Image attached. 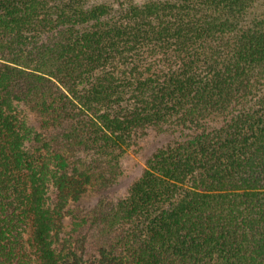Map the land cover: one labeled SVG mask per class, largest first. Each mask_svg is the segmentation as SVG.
<instances>
[{
	"label": "trees",
	"instance_id": "obj_1",
	"mask_svg": "<svg viewBox=\"0 0 264 264\" xmlns=\"http://www.w3.org/2000/svg\"><path fill=\"white\" fill-rule=\"evenodd\" d=\"M0 264H264V0H0Z\"/></svg>",
	"mask_w": 264,
	"mask_h": 264
},
{
	"label": "rangeland",
	"instance_id": "obj_2",
	"mask_svg": "<svg viewBox=\"0 0 264 264\" xmlns=\"http://www.w3.org/2000/svg\"><path fill=\"white\" fill-rule=\"evenodd\" d=\"M26 119L31 127L33 133L38 131L37 122L33 117L26 116ZM152 147L145 145V149L134 150L129 152L125 160L123 161V170L124 174L116 186L115 189L109 190V194L112 197H123L126 195L128 188L131 184L140 176L141 171L145 167V161L152 152ZM100 197H97L95 203L99 200ZM75 219L72 216H67L64 220L62 227V235L60 239H68L72 235L74 229Z\"/></svg>",
	"mask_w": 264,
	"mask_h": 264
}]
</instances>
